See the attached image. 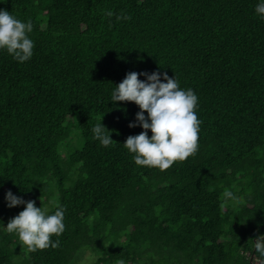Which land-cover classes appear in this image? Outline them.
<instances>
[{"label": "trees", "instance_id": "1", "mask_svg": "<svg viewBox=\"0 0 264 264\" xmlns=\"http://www.w3.org/2000/svg\"><path fill=\"white\" fill-rule=\"evenodd\" d=\"M256 3H0L32 21L34 41L23 63L0 51V264H71L95 248L96 264H262L253 253L264 234V16ZM129 71L167 72L196 92L195 154L165 170L133 162L122 143L143 131L128 126L139 108L109 101ZM100 122L113 140L107 147L91 131ZM8 190L48 212L63 206L65 230L52 237L59 247L31 251L7 232L24 207L6 206Z\"/></svg>", "mask_w": 264, "mask_h": 264}, {"label": "clouds", "instance_id": "2", "mask_svg": "<svg viewBox=\"0 0 264 264\" xmlns=\"http://www.w3.org/2000/svg\"><path fill=\"white\" fill-rule=\"evenodd\" d=\"M3 2L5 0H0ZM255 11L264 16V0H257ZM108 15L113 13L108 12ZM32 31L30 19L21 20L12 12L0 9V51H6L20 63L30 60L34 54V41L29 36ZM141 76L145 79H140ZM198 99L193 89L181 87L176 76L170 77L167 72L129 71L114 85L109 101L134 102L139 108L135 120L128 126H140L143 131L129 135L122 143L136 165L165 170L175 161H183L196 153L202 123L196 111ZM91 131L100 145L107 147L113 142L110 130L102 122L93 125ZM225 195L240 199L232 188H227ZM4 198L8 208L24 206L18 215L9 219L6 227L3 226L8 233L17 234L19 241L31 251L60 246V240L52 237H59L65 230L63 206L48 212L37 207L35 201L25 200L11 190L6 191ZM253 245V253L264 264V234H259ZM256 258L254 255L253 259ZM118 264L125 261L120 260Z\"/></svg>", "mask_w": 264, "mask_h": 264}, {"label": "rangeland", "instance_id": "3", "mask_svg": "<svg viewBox=\"0 0 264 264\" xmlns=\"http://www.w3.org/2000/svg\"><path fill=\"white\" fill-rule=\"evenodd\" d=\"M76 122L71 124V128L75 125ZM70 128V130H71ZM76 129V128H75ZM90 257H93L94 259H90ZM98 258V251L97 248L94 250L90 249H81L79 250L76 255L74 260L72 261L71 264H96V260ZM258 261L257 263H259Z\"/></svg>", "mask_w": 264, "mask_h": 264}]
</instances>
